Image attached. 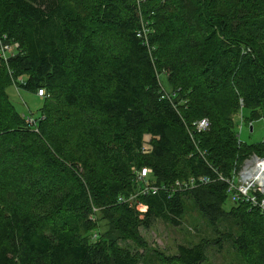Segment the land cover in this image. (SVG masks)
Listing matches in <instances>:
<instances>
[{"label": "trees", "instance_id": "trees-1", "mask_svg": "<svg viewBox=\"0 0 264 264\" xmlns=\"http://www.w3.org/2000/svg\"><path fill=\"white\" fill-rule=\"evenodd\" d=\"M4 34L19 48L0 66V264L207 263L220 237L166 255L141 232L180 225L188 201L215 233L236 222L224 239L242 264H264V215L230 203L223 181L140 196L145 212L118 202L137 191L136 168L173 184L264 156L236 117L264 120V0H0ZM20 76L47 92L35 123L9 94ZM202 118L210 129L191 135Z\"/></svg>", "mask_w": 264, "mask_h": 264}, {"label": "rangeland", "instance_id": "rangeland-1", "mask_svg": "<svg viewBox=\"0 0 264 264\" xmlns=\"http://www.w3.org/2000/svg\"><path fill=\"white\" fill-rule=\"evenodd\" d=\"M160 78L163 85L165 84L164 87L166 91L170 92L165 75L162 74ZM16 89L17 88L14 85L13 87H10L9 94L19 111L23 114H31V112H33V115L37 116L38 107L42 103L41 98L31 91L17 89L19 91L18 92ZM247 114V109H244L236 115L240 141L250 144L264 141V120H255L254 122L248 124L245 120V116ZM251 126L253 127L252 129ZM253 155L257 156V154H252L250 156ZM133 173L136 175L135 171ZM230 203L232 202L230 201ZM193 205H195L194 202L192 204L188 201L187 210L184 217L180 219V225H174L162 218H158L154 221L151 228L146 229L142 227L141 232L147 239L150 246L157 248L166 255H175L178 251V246L181 244L195 245L204 238L210 240L211 238L220 237L221 242L218 246L210 245V247H208L207 253L209 261L204 264H242L239 255L234 250L231 243L224 239V232H239V227L236 222L229 219L220 220L218 223L220 233H215L203 215ZM229 205L230 204L228 203L227 207H229ZM133 207H137V209L141 212H145L147 210V206L139 201H137ZM141 251H143V249H141Z\"/></svg>", "mask_w": 264, "mask_h": 264}, {"label": "built area", "instance_id": "built-area-1", "mask_svg": "<svg viewBox=\"0 0 264 264\" xmlns=\"http://www.w3.org/2000/svg\"><path fill=\"white\" fill-rule=\"evenodd\" d=\"M146 26L138 33L143 36L147 35ZM148 45V42H146ZM19 43L15 41H9L7 35H0V66L9 62V59L16 55L18 52ZM10 73L11 70H10ZM24 77H18L17 81L13 79L14 86L17 89H22L18 82H23ZM163 97L170 96V92L166 91L164 87ZM38 97H44L47 95L45 89H39L36 92ZM25 117L29 123H35V116L33 112L31 114H25ZM194 127H192L191 135L193 132L201 133L210 129V121L208 118H202L194 122ZM151 136L145 138L143 145V152L149 153L152 149L150 142ZM206 155V151L201 152ZM244 162V163H243ZM239 167H235L231 176H226L221 172L217 171V176L211 175H198L190 176L186 180H177L173 184H157L152 177L153 169L151 167L136 168L135 180L138 183V189L135 193L129 196L121 195L119 196V203H128L133 206L140 196H150L157 195L161 192L170 191H190L192 189L198 188L199 186H204L214 182L215 180L223 181L227 185V194L230 201L234 204L245 203L250 206V208L258 209L261 214L264 215V156H250L243 161ZM96 210V208H94ZM97 237V233L94 234V238Z\"/></svg>", "mask_w": 264, "mask_h": 264}, {"label": "water", "instance_id": "water-1", "mask_svg": "<svg viewBox=\"0 0 264 264\" xmlns=\"http://www.w3.org/2000/svg\"><path fill=\"white\" fill-rule=\"evenodd\" d=\"M253 127L251 126V129H252Z\"/></svg>", "mask_w": 264, "mask_h": 264}, {"label": "crops", "instance_id": "crops-1", "mask_svg": "<svg viewBox=\"0 0 264 264\" xmlns=\"http://www.w3.org/2000/svg\"><path fill=\"white\" fill-rule=\"evenodd\" d=\"M17 90V89H16ZM18 91V90H17ZM19 92V91H18Z\"/></svg>", "mask_w": 264, "mask_h": 264}]
</instances>
